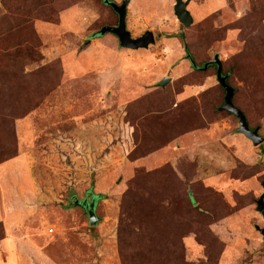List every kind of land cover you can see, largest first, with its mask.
I'll return each mask as SVG.
<instances>
[{
    "label": "rangeland",
    "instance_id": "obj_1",
    "mask_svg": "<svg viewBox=\"0 0 264 264\" xmlns=\"http://www.w3.org/2000/svg\"><path fill=\"white\" fill-rule=\"evenodd\" d=\"M172 3L0 0V264H264V0Z\"/></svg>",
    "mask_w": 264,
    "mask_h": 264
},
{
    "label": "water",
    "instance_id": "obj_2",
    "mask_svg": "<svg viewBox=\"0 0 264 264\" xmlns=\"http://www.w3.org/2000/svg\"><path fill=\"white\" fill-rule=\"evenodd\" d=\"M104 4H107L111 9L116 13V24L108 25L104 24L99 29L94 31L91 36L104 34L106 32L112 33L118 42V45L124 48L137 49V48H145L148 44L153 43L154 35L150 30L143 31L137 37H131L129 31L126 29L125 25V14H126V5L128 0H121L120 3H115L113 0H101ZM187 0H173L172 3V13L175 18L181 23L184 27H187L191 23V15L189 11L186 9ZM185 56L187 57L191 66L195 69H205L207 65L214 64L215 65V79L217 83L224 90L223 95V103L218 107L220 110H225L231 113L237 119V132L241 133L244 137H246L253 145L259 144L263 141V137L258 134L257 127L250 128L247 124L245 116L243 112L235 107L232 103V94L233 88L226 82L227 75L221 74V63L218 59L216 53L213 54L212 58L202 62V65L198 67L189 56L188 53L185 52ZM168 81V78L161 79L158 84L163 85ZM262 191L258 195L255 200V208L261 215L264 220V178L260 182ZM84 201L78 202L79 205L85 207V211L88 218V223L93 225L97 220V217L94 215L92 206L93 202H88V205L83 204ZM87 207V208H86ZM254 228L261 235V239L264 241V225L259 227L258 225H254Z\"/></svg>",
    "mask_w": 264,
    "mask_h": 264
},
{
    "label": "built area",
    "instance_id": "obj_3",
    "mask_svg": "<svg viewBox=\"0 0 264 264\" xmlns=\"http://www.w3.org/2000/svg\"><path fill=\"white\" fill-rule=\"evenodd\" d=\"M47 231H48V232H51V228H47Z\"/></svg>",
    "mask_w": 264,
    "mask_h": 264
}]
</instances>
